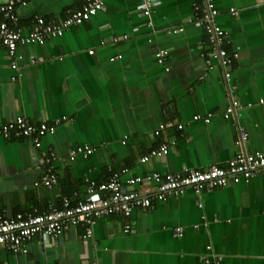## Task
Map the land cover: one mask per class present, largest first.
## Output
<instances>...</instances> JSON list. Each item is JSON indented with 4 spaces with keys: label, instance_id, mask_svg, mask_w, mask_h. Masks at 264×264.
<instances>
[{
    "label": "crops",
    "instance_id": "0c3cea01",
    "mask_svg": "<svg viewBox=\"0 0 264 264\" xmlns=\"http://www.w3.org/2000/svg\"><path fill=\"white\" fill-rule=\"evenodd\" d=\"M101 1L95 16L61 37L20 45L16 70L0 43V129L17 116L32 124L68 118L38 148L30 139L0 136V215L42 212L63 196L85 200L90 182L104 183L123 170L124 184L127 177L224 167L241 150L264 152V0H215L225 49L237 54L227 67L209 57L204 30L188 21L199 0H156L151 27L139 0ZM82 5L27 0L18 9L20 24L25 33L36 18L58 24ZM157 50L167 52L163 64ZM232 101L241 108L225 119ZM208 113V124L191 121ZM163 124L171 126L156 136ZM240 129L248 136L242 146ZM164 143L166 156L141 163ZM80 145L95 151L71 160ZM49 152L56 157L51 188L41 183ZM124 188L150 193L151 208L96 220L89 237L82 224L54 238L35 236L26 254L0 247V264H264V174L163 201L151 193L153 185Z\"/></svg>",
    "mask_w": 264,
    "mask_h": 264
},
{
    "label": "built area",
    "instance_id": "2783aa9c",
    "mask_svg": "<svg viewBox=\"0 0 264 264\" xmlns=\"http://www.w3.org/2000/svg\"><path fill=\"white\" fill-rule=\"evenodd\" d=\"M199 1L200 3L194 5V18L188 21L197 23L204 30L207 40L212 46L209 57L217 59L222 67L230 66L237 58V54L229 55L225 49L226 35L216 20L218 11L215 0ZM26 5L27 0H0V43L6 48L13 70L17 69V62L23 58L18 53L20 45L44 46L48 41L61 37L67 29L88 22L102 9L101 0H83L81 8L67 11L65 19L60 23L47 24L43 18H36L32 30L25 33L20 24L18 9ZM155 5L156 0H139V13L144 18V24L147 27L152 25V12ZM230 11L233 15L236 14L233 10ZM89 54H93V52L89 51ZM166 54V51L157 50L156 61L163 64ZM115 59H119V57L113 60ZM230 77V72L224 73L225 80L228 81ZM240 108L236 101H232L222 114L223 118L227 119L233 116ZM212 118L213 114L208 113L204 116L194 115L191 121L208 124ZM67 121L68 118L64 116L55 119L51 124H32L23 116H17L12 122L2 126L0 136L7 138L12 135L15 138L30 139L33 145L38 148L45 135L52 134L56 127ZM169 126L171 124L160 125L154 134L158 136L161 130ZM176 128L180 131L183 126L180 124ZM238 135V144L242 146L248 136L242 129L239 130ZM94 151L93 148L86 145L76 146L70 151L69 158L74 160L80 156L86 159ZM168 152V145L161 144L141 158V163H146L150 158L166 156ZM55 159L54 153L49 152L42 161L44 173L41 183L47 188L57 184V175L53 167ZM127 173L128 170L113 173L106 182L100 184L90 182L86 190L87 198L75 204H72L69 197L63 196L60 197L56 206H48L42 212L34 209L31 213H19L11 218L0 215V247H4L14 254H26V246L35 236H39L42 240L54 238L70 227L82 224L88 227L86 235L89 237L91 235L90 227L96 220L107 218L113 214H119L127 219L136 209L151 208L150 193L142 195L133 189H125L124 185L130 188L153 185L154 189L151 193H154L155 199L163 201L169 195H179L186 190H192L199 194L206 189L225 187L230 182L237 184L241 181H248L259 174H264V152L247 153L241 150L224 167L213 166L206 170H191L184 175L166 174L161 176L158 173H153L127 177L123 184L122 177H125ZM129 231V227L125 226L123 233L127 234ZM202 259L206 263L210 262L206 258Z\"/></svg>",
    "mask_w": 264,
    "mask_h": 264
},
{
    "label": "trees",
    "instance_id": "16d2710c",
    "mask_svg": "<svg viewBox=\"0 0 264 264\" xmlns=\"http://www.w3.org/2000/svg\"><path fill=\"white\" fill-rule=\"evenodd\" d=\"M75 203H77V202H73L72 204H75Z\"/></svg>",
    "mask_w": 264,
    "mask_h": 264
},
{
    "label": "rangeland",
    "instance_id": "374dc122",
    "mask_svg": "<svg viewBox=\"0 0 264 264\" xmlns=\"http://www.w3.org/2000/svg\"><path fill=\"white\" fill-rule=\"evenodd\" d=\"M217 20V19H216Z\"/></svg>",
    "mask_w": 264,
    "mask_h": 264
}]
</instances>
